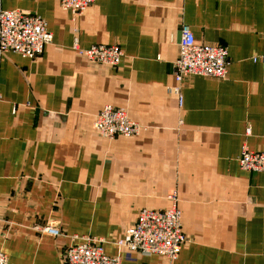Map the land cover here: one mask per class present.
Returning a JSON list of instances; mask_svg holds the SVG:
<instances>
[{
  "label": "crops",
  "instance_id": "crops-1",
  "mask_svg": "<svg viewBox=\"0 0 264 264\" xmlns=\"http://www.w3.org/2000/svg\"><path fill=\"white\" fill-rule=\"evenodd\" d=\"M0 9L39 15L53 34L36 59L0 57L8 264H64L89 236L123 264H264V173L239 163L245 147L264 151V63L253 61L264 55V0H93L77 17L58 0H0ZM183 25L198 43L228 48L226 79L177 82ZM100 44L123 50L119 66L75 49ZM106 105L146 128L99 137ZM173 191L187 237L178 259L119 248L139 212L169 208ZM48 225L62 234H43Z\"/></svg>",
  "mask_w": 264,
  "mask_h": 264
},
{
  "label": "built area",
  "instance_id": "built-area-1",
  "mask_svg": "<svg viewBox=\"0 0 264 264\" xmlns=\"http://www.w3.org/2000/svg\"><path fill=\"white\" fill-rule=\"evenodd\" d=\"M58 1L64 10L75 17L83 15L93 3V0ZM52 42L53 34L41 16L21 10L0 9V57L16 53L33 60L41 56ZM75 49L90 62L111 67L119 66L125 58V53L118 45L100 44L88 49L76 46ZM253 61L264 63V55L254 57ZM230 65L227 47L198 43L191 28L188 25L182 26L179 56L175 62L177 82L193 77L223 80L228 76ZM145 128L133 120L126 110L110 105L104 106L94 121V130L98 136L108 140L135 137ZM239 163L245 171L264 173V151H253L245 147ZM168 199L171 206L167 209H142L136 222L116 245L143 257L161 256L171 261L177 260L187 237L183 230L178 193L173 191ZM42 233L54 237L62 234L59 227L53 225L46 226ZM81 240L82 243L68 248L64 264H123L121 255L111 257L106 254L105 239L89 236ZM0 264H8L7 255L1 251Z\"/></svg>",
  "mask_w": 264,
  "mask_h": 264
}]
</instances>
